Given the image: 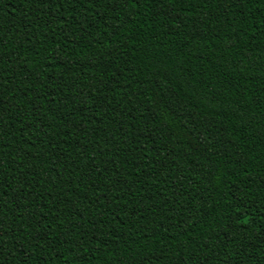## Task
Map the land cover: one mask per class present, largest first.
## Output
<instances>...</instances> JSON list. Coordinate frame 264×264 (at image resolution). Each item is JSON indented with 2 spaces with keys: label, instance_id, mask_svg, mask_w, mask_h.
<instances>
[{
  "label": "trees",
  "instance_id": "trees-1",
  "mask_svg": "<svg viewBox=\"0 0 264 264\" xmlns=\"http://www.w3.org/2000/svg\"><path fill=\"white\" fill-rule=\"evenodd\" d=\"M0 264H264V0H0Z\"/></svg>",
  "mask_w": 264,
  "mask_h": 264
}]
</instances>
